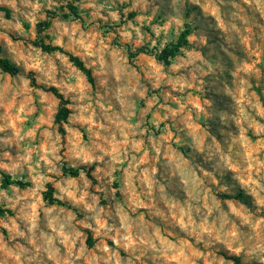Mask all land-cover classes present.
Returning <instances> with one entry per match:
<instances>
[{
  "label": "rangeland",
  "instance_id": "rangeland-1",
  "mask_svg": "<svg viewBox=\"0 0 264 264\" xmlns=\"http://www.w3.org/2000/svg\"><path fill=\"white\" fill-rule=\"evenodd\" d=\"M3 6L11 13L0 9V53L20 71L0 68V169L30 185L4 187L0 173V206L12 210L0 218V264H235L224 256L237 255L229 237L264 244V0H0ZM186 24L190 45L170 64L158 60L154 53ZM40 38L63 50H43ZM210 44L218 46L215 59ZM142 46L153 54L132 58ZM69 54L92 70L94 83ZM204 61L230 117L215 137L235 181L228 187L249 204L223 197L234 194L219 179L208 184L206 172L196 174L208 185L199 199L183 179V192L152 187L151 170L159 174L169 152L188 156L182 134L208 129L196 116L209 99ZM49 86L68 100L65 135ZM89 156L103 160L89 164ZM64 166H93L95 180ZM48 183L69 206L45 199ZM237 256L249 264L245 253Z\"/></svg>",
  "mask_w": 264,
  "mask_h": 264
},
{
  "label": "clouds",
  "instance_id": "clouds-1",
  "mask_svg": "<svg viewBox=\"0 0 264 264\" xmlns=\"http://www.w3.org/2000/svg\"><path fill=\"white\" fill-rule=\"evenodd\" d=\"M163 2V0H162ZM217 45H209V52L213 54V59L216 58ZM223 62L222 60L220 61ZM208 66L207 73H203L209 77L207 84L201 83L202 88L207 89L208 100L204 101L203 105L198 106L196 113L197 119L203 117L207 120L208 129H198L196 136H190L187 133L182 134V147L188 152L185 157L178 152H169L165 158V163L162 170L157 174L156 169L151 170L152 187L158 188L161 193L165 192L166 188H172L174 191L183 192V186L179 181L183 179L188 184H195L197 189L196 198L199 199L203 194L204 188L208 185H201L200 179L197 177L198 172H206L208 184L219 179L225 189L234 194L235 188H229L230 184H234V178L228 172L226 164L228 156L220 150L216 143V136L223 135L226 123L230 121L227 115V108L221 105L223 94L220 92L222 84L215 79V73L208 61H204ZM203 72V70H201ZM214 133L215 135H205V133ZM209 141V144L202 143L204 139ZM97 160H103L102 156H89L86 163H94ZM174 165V166H173ZM210 198L211 193L207 194ZM127 239V237L125 238ZM231 243L235 245L232 249L237 255L245 253L249 264H264V244L253 243L246 235L240 234L235 240L229 237ZM207 242H212L210 237ZM221 264H232L231 260L223 261Z\"/></svg>",
  "mask_w": 264,
  "mask_h": 264
},
{
  "label": "trees",
  "instance_id": "trees-1",
  "mask_svg": "<svg viewBox=\"0 0 264 264\" xmlns=\"http://www.w3.org/2000/svg\"><path fill=\"white\" fill-rule=\"evenodd\" d=\"M69 7H70L71 14L78 17L79 11H78L77 7L73 4H70ZM0 9L4 10L6 12V15H10V13H11V11L8 7L3 6V7H0ZM56 16H57V14L53 13L52 16H49L46 20L40 22L38 24V33L41 34L46 28L50 27L51 23H52L51 18H54ZM67 16H69V15H64V17H67ZM191 33H192L191 26L189 24H186L185 28L181 32L177 41L166 45L160 52L154 53L156 58L158 60L164 62L165 64H170L172 59L175 58L178 54H180L182 48L188 47L190 45L189 36L191 35ZM36 44L39 45L43 50H45L47 52H53V51H57V50L62 51L63 50L62 47H60L58 45H52V44L45 43L42 38L37 40ZM139 52L153 54V50L149 49L146 46H142V47H139L136 52L132 53V58L135 57L136 54ZM69 56H70V59L74 62V64L86 74V76L88 77V80L91 83H94L95 79H94L92 70L86 66L84 61L76 55L69 54ZM0 68L4 72L9 73L11 75H16L20 71L18 66L15 63H13L7 57L2 56L1 53H0ZM44 89L46 91L53 93L59 99L58 110L55 114V122L58 125L59 132L62 135H65L66 129L64 127V123L67 121V119L71 113V110L68 106V100L64 97L63 93H61L59 91V89L55 86L44 87ZM63 170L65 173L71 174V175H77L81 170H84V171H86V173L88 174V176L90 178L95 180L92 173H91L93 170V166H91L89 168H87L86 166H82V167L64 166ZM0 173L3 177L2 185L4 187H8L10 185H18L20 187H26V186L30 185L29 181H23L21 179H16L10 173H8L7 171H5L3 169H0ZM222 196L226 197V198H234V199H237V200H240L244 203L249 204L247 199H246V196L243 195L241 192L236 193L234 195L224 193V194H222ZM45 199L48 200L50 203H58L61 205H67V203L61 201L60 199H58L54 196V187L51 183H48L47 191L45 193ZM67 206H69V205H67ZM6 214H12V210L5 208L3 206H0V218ZM90 242H91V239H90ZM224 256H226L229 259H232L235 262V264H240V257L239 256L228 255L227 253H224Z\"/></svg>",
  "mask_w": 264,
  "mask_h": 264
}]
</instances>
